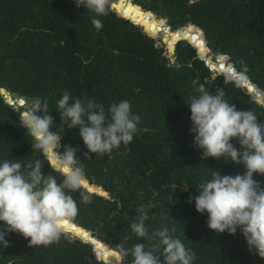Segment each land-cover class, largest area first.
<instances>
[{"label": "trees", "instance_id": "16d2710c", "mask_svg": "<svg viewBox=\"0 0 264 264\" xmlns=\"http://www.w3.org/2000/svg\"><path fill=\"white\" fill-rule=\"evenodd\" d=\"M150 11L166 17L174 31L166 42L172 56L160 37L134 22L151 35H168L165 20ZM92 19H100L102 29ZM182 37L203 54L209 49L210 67L260 92L261 102L231 76L213 73L187 39L175 43ZM200 84L212 94L223 89L225 100L238 110H252L264 123V0H110L108 14L100 17L75 0H0V164L19 161L27 176L28 165L43 159L32 150L33 138L20 121L40 98L53 117L50 130L62 136L59 151L78 148L85 172L84 186L69 193L79 209L72 221L85 230L69 222L65 230L70 232L58 242L35 247L19 233L6 232L9 243L0 244V264H107L97 256L109 264H132L133 257H122L118 246L143 243L160 255L153 233L163 229L194 253L192 264H264L249 251L240 230L217 234L207 227V213H198L194 200L188 202L213 171L232 176L246 171L225 158L202 160V150L194 146L188 105ZM65 92L73 100L101 104L106 112L114 103L130 102L132 114L140 117L133 140L85 159L79 127L69 129L59 115L58 100ZM231 142L239 148L238 141ZM42 173L63 180L47 161ZM253 178L264 187V176ZM141 209L148 215L143 239L131 229ZM5 227L0 222V229Z\"/></svg>", "mask_w": 264, "mask_h": 264}, {"label": "clouds", "instance_id": "9594fccd", "mask_svg": "<svg viewBox=\"0 0 264 264\" xmlns=\"http://www.w3.org/2000/svg\"><path fill=\"white\" fill-rule=\"evenodd\" d=\"M75 3L100 17L108 14L110 0H75ZM91 22L97 30L102 29L100 19ZM235 80L245 86L239 79ZM197 91L199 95L191 97L188 106L192 122L190 133L194 134V146L202 150L201 159L225 158L242 164L246 171L235 176L213 171L210 180L196 186L199 195L189 197L188 202L194 200L196 211L207 213L209 229L230 235L240 230L249 251L264 259V187L253 178L254 174L264 176V123L252 110H238L235 104L225 100L223 89L218 88L212 94L200 84ZM257 96L261 98L260 92ZM6 99L12 104L15 102L7 95ZM16 103L19 105L18 100ZM19 106L24 107L25 102ZM58 109L69 129L79 127V136L87 148L83 153L85 159L91 158L89 154L103 155L121 144L128 145L140 121L139 115L132 114L130 102L126 100L112 104L106 112L101 104L92 100L85 104L80 99L73 100L70 93L65 92L58 100ZM49 111L46 101L35 98L20 116L22 127L33 138L32 150L39 151L43 159L28 165L27 176L19 161L0 164V222L6 225L0 229V244L4 247L9 243L5 239L6 232L19 233L29 240V247L58 242L66 234L65 225L74 220L79 211L76 200L69 195L79 191L85 182V172L76 155L79 149L64 146L63 153L59 151L62 136L50 130L53 117ZM232 140L238 141L239 148ZM44 161L63 177L62 182L58 183L51 173H42ZM81 196L85 202L90 200L83 192ZM147 219V213L141 209L138 222L131 224L138 238L148 237ZM153 237L158 238V246L162 248L160 255L155 249H146L143 243H136L131 249L118 246L121 256L130 254L132 264H192L194 253L186 249L179 238H173L167 229L154 232Z\"/></svg>", "mask_w": 264, "mask_h": 264}, {"label": "water", "instance_id": "95a60500", "mask_svg": "<svg viewBox=\"0 0 264 264\" xmlns=\"http://www.w3.org/2000/svg\"><path fill=\"white\" fill-rule=\"evenodd\" d=\"M146 11V10H145ZM150 13L151 14H153V12L152 11H150ZM127 18H129V19H131L130 17H128V16H126ZM132 20V19H131ZM136 24H138V25H140L142 28H143V30L147 33V34H149L150 36H152L153 37V35H151L150 33H148L146 30H145V27H144V25L142 24V23H140V22H136V21H134ZM165 22H167V18L165 17ZM180 29H182V28H180ZM172 36V32H169L168 33V35H167V33L166 32H163V34H162V36H160V38H161V41L163 42V43H165L166 41H167V38H170ZM180 39H187V38H178V39H176L175 40V43L178 41V40H180ZM189 42H191L189 39H187ZM192 43V42H191ZM193 44V43H192ZM194 45V44H193ZM195 47H196V49H197V52L204 58V60H205V62L207 63V65L208 66H210V64L212 63V58H213V53L208 49V51L205 53V54H203L202 52H200V49H199V47L197 46V45H194ZM174 48H175V45H174ZM207 54V56H205ZM223 56V55H222ZM224 60V62L225 63H227V61H226V57H225V59H223ZM227 64H229V63H227ZM231 65V64H230ZM232 66V65H231ZM233 67V66H232ZM211 68V67H210ZM234 68V67H233ZM211 70H212V72H214L213 71V69L211 68ZM234 70H235V68H234ZM236 71V70H235ZM216 72H224V73H226L227 75H229V76H231L228 72H226L225 70H220V71H218V70H216ZM233 79H236L235 77H233V76H231ZM1 93H4L5 94V96H6V94L7 95H9L10 96V94L8 93V92H6L4 89H1ZM256 96V98H257V100L259 101V102H261V98L259 97V96H257V95H255ZM11 97V96H10ZM11 100V99H10ZM11 104H12V102H11ZM19 105H23V103H19ZM87 181V180H86ZM88 182V181H87ZM89 183V182H88ZM84 186V185H83ZM70 223H72L73 225H76L77 227H79V228H81V229H83V230H85L83 227H81V226H79V225H77L76 223H74L73 221H71ZM66 232H70V231H67V230H65ZM88 231V230H87ZM88 232H91V231H88ZM76 236H78V237H80L78 234H75ZM81 238V237H80ZM83 239V238H82ZM83 240H85V241H89V240H87V239H83ZM90 242V241H89ZM105 263H107V264H109L108 262H106L104 259H102Z\"/></svg>", "mask_w": 264, "mask_h": 264}, {"label": "rangeland", "instance_id": "374dc122", "mask_svg": "<svg viewBox=\"0 0 264 264\" xmlns=\"http://www.w3.org/2000/svg\"><path fill=\"white\" fill-rule=\"evenodd\" d=\"M156 19L157 18H163L164 20H165V17H159V16H157L154 12H153V14H152ZM166 23V25H167V28H168V30H169V32H174V31H172L171 30V28L169 27V25L167 24V22H165ZM162 34H163V31H159L157 34H155V35H153V37H155V38H158V37H160V36H162ZM167 42V41H166ZM166 42L164 43V46H165V48H166V51H167V53H168V56H172V54H170V51H169V49H168V46H167V44H166ZM175 45V44H174ZM208 49V48H207ZM172 60H173V58H172ZM98 257V256H97ZM98 258H100V257H98ZM101 259V258H100ZM103 259V258H102Z\"/></svg>", "mask_w": 264, "mask_h": 264}]
</instances>
